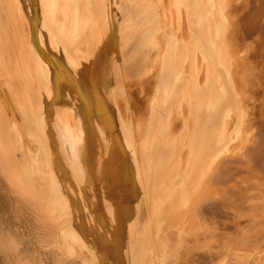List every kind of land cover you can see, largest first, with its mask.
<instances>
[{
    "label": "bare ground",
    "instance_id": "bare-ground-1",
    "mask_svg": "<svg viewBox=\"0 0 264 264\" xmlns=\"http://www.w3.org/2000/svg\"><path fill=\"white\" fill-rule=\"evenodd\" d=\"M51 1L47 0V4ZM236 1L220 0V6L211 7L203 23L199 24L206 0H134L126 9L116 39L111 44L108 42V49L104 47L98 52L94 63L89 44L85 45L79 58L70 53V47L84 34L88 24L86 13L92 0H65L60 9L64 21L60 24L58 39L52 38L49 35L52 33L48 34L47 28L41 24L36 26L34 17L39 7H36L35 0H0V71H4L9 79V84L0 88V164L6 172L3 173L10 177L17 196L37 206L38 213L45 220L57 225L58 235L68 241L71 255L81 250L87 252L90 254L88 264H218L228 258L235 244H224L225 241L231 243V239L224 240L222 232L221 236H215L209 217L233 214L236 207L238 212L247 213L251 209L250 196H246L245 189L239 192L238 199H227L228 196L226 199L206 198L212 193L205 189L212 185L208 181L209 171L217 161L226 159L229 162L235 157L238 163H242L241 168H249L258 178L259 163L262 159L264 163V120L255 111L259 95L256 100L257 92H250L252 86L245 85L249 76L245 81L240 74L238 81L246 86L243 88L234 79L236 69L232 71L237 60L231 49L241 40L233 39L236 42L232 40L234 45L230 49L229 40L232 38H227L231 31H228L227 19L231 17L230 3L234 5ZM238 8L236 17L233 16L237 19L244 14L245 7L240 9L242 13ZM236 9L233 10L236 12ZM106 13L108 19L111 18L109 2ZM67 26L70 31L64 48L60 38ZM95 29L92 38L100 45L103 33L98 34L99 30ZM140 34L143 38L132 48L135 56L129 67L137 68L146 58H156L153 71L157 67L160 75L166 47L168 42L171 44L166 68L172 90L167 100L171 108L159 123L160 134H156L155 126L144 125L142 116L146 114L141 115L143 112L140 111L139 115H134L128 98L130 92H136L126 79L117 83L111 92L105 87L114 70L123 66L118 58V48L125 51ZM249 37L255 41L253 35ZM146 42H151V47L142 50ZM241 43L237 47H241ZM39 48L47 53L46 57L40 56ZM58 63L65 67L66 74L58 70ZM90 64L95 65L98 72L92 71ZM231 71L234 78L229 76ZM253 77L250 76V82L254 81ZM196 84L205 93L206 110L210 113L208 122L198 117L199 109L193 96ZM260 103L259 106L263 102ZM180 117L183 120V125L179 123L182 128L178 124L181 129L174 125ZM175 118L178 119L175 121ZM220 119L225 121L223 128L219 126ZM234 123H237V131L232 142V133L229 140L228 133ZM180 169L189 170V184L193 187L189 206L183 205L176 197L173 177ZM148 175L152 176L155 186L151 193L143 188ZM222 184L225 185L224 181ZM122 186L131 197L152 195L155 206L150 205L148 216L146 213L148 221L146 224L145 220L143 228L139 229L136 210L131 206L99 209L105 200L99 196L100 189L96 187L106 190ZM225 233L230 237L232 232ZM175 242L181 244V251L171 262ZM234 255L232 259L248 262L243 255Z\"/></svg>",
    "mask_w": 264,
    "mask_h": 264
},
{
    "label": "rangeland",
    "instance_id": "rangeland-1",
    "mask_svg": "<svg viewBox=\"0 0 264 264\" xmlns=\"http://www.w3.org/2000/svg\"><path fill=\"white\" fill-rule=\"evenodd\" d=\"M83 1H85V0H83ZM92 1H93V3L89 7V9L86 13L88 24L85 27L84 34L77 43L73 44L74 47L73 46L70 47V50H71L70 53H71L72 57L79 58L81 55V51L84 49L85 45L89 44L90 47L92 48L91 49V54H92L91 61L92 62L94 61V63H96L95 60H96V55L98 54V52L101 49H103L104 47H106L108 49L109 45L116 39L117 31H118L119 26L122 23L126 9H127V7H129L131 5V2H133L134 0H120V2H119V0H105V1L104 0H100V1L99 0H92ZM235 1L231 0V2H234V3H235ZM256 1L257 0H245V1L244 0H237L236 4H234V5H233V3H230L229 13H231L230 18L231 19L233 18V20H230V18H228L227 24H229L228 31L231 29V31H233V32L229 31L230 33H228L227 38L228 39L232 38L229 40L230 49H231V45H234L231 43L233 41H234L233 43H235L236 41H239V40H241L240 43L242 42L241 47L242 46L245 47V48L243 47L244 49L241 47H237V46H240L239 42H237L238 44L235 43V45H237V46H235V47L232 46L231 51L233 52V54H235L234 56L237 60V63H235V65L232 68L233 69L232 71H235L234 68L236 69L235 78L233 76L234 72L232 74V71L230 72L231 74L229 76H231V77L233 76L232 78L235 79L237 84L239 83L238 86H240V87L246 88V86H248V88H249L251 85L252 87H250V90L248 88L247 89L250 92H251V90H254L253 91L254 94L257 92V94H255L257 96L256 100H258V95H259V100L256 102L261 104L260 102L264 103V95H263L264 94V90H263L264 85H261L262 83L264 84V76H263L264 75V73H263L264 72V63H263V60H264V21L262 24H260V23L262 22V20H264V18H263L264 17V9H263L264 8V0L263 1L262 0L257 1V4H259V7L255 3ZM35 2H36V7L37 8L39 7V9L37 10V15L34 17L36 26L39 27V25L41 24L42 27H44L45 29L47 28L46 31L48 32V34L52 33V34H49L52 38L55 37L58 39L59 33H60V24L64 21V17L62 15L60 9L62 10V8L64 7L65 0H52L49 4H47V0H35ZM108 2L110 3V10L112 12L111 13L112 16L110 15L111 18H109V19L107 17V13H106V7H107ZM219 3H220V0H206L205 10L203 11V14H201V16L198 20V23L202 24L204 18L207 15L208 10L211 7H213L215 4L219 5ZM246 5H247V7H246ZM251 5H253V6L250 7ZM256 6L258 8H255ZM52 7H53V9H52ZM230 7H232V8H230ZM236 8L239 9L240 13L244 12V14H245L244 15L242 13L241 16H239L240 13H238V16H239L238 19L239 20L237 18H235L236 14L238 12V10ZM242 8H244L245 10L244 9H243V11L240 10ZM247 8H249V9L247 10ZM93 9H95L96 11ZM117 9H118V11H117ZM231 9L232 10L236 9V12L233 10V12H235V13H233ZM256 9H258V10H256ZM115 11L117 14L115 13ZM218 13H219V11H218ZM255 13H256V16H255ZM234 14H235V17H233ZM118 15H119V17H118ZM4 16H5V14L3 13L2 14L3 20L6 17V16L5 17ZM105 16L107 17L106 19H105ZM113 18H114V20H113ZM242 18L245 19V20L243 19L244 22H243ZM240 19L242 21H240ZM107 20H108V22H107ZM110 20H111V23H110ZM228 20H230L231 22L229 23ZM239 21H240V25L243 28L239 25V29H238L237 24H239L238 23ZM247 21L250 23H247ZM252 21H253V23H251ZM103 22H104V24H103ZM105 22H107L106 27H105ZM98 25H99V28H98ZM233 26L237 30L234 29ZM232 27L234 30L232 29ZM95 28L97 30H99L98 34L101 35L103 33L102 34L103 36L101 35V37H100V40L103 38L102 41H100L101 46L99 45L98 41H96L95 39L92 38V33H93V30ZM243 30H245V31H243ZM62 31L63 32H62L61 38H60L61 44L64 48H66L67 47L66 37L68 35V32L70 31V27L69 26L64 27ZM234 31H236V33ZM241 31H243V32H241ZM112 33L114 35H112ZM239 33H240V36L238 35ZM256 34H258V37L260 39H258ZM252 35L254 36L255 41L253 40V37H252V39L249 37ZM142 38H143V34L136 36L135 39L130 42V46L125 51L118 48V58L120 61H122L123 66H122V68L118 66L114 70L112 75L107 80L108 82H107L105 87L108 88V92H111V91L115 90L117 83H121L123 81V79H126L128 81V83L131 85L132 90L133 91L135 90V92H136L135 94L130 92V94H129L130 97L128 98L131 102V107L132 106L134 107V108L132 107V109L136 113L134 115H137L140 111L143 112V113L140 112L141 115L146 114L145 116H142L143 120L145 121L144 125L145 126L151 125L153 127L155 126L156 127V129H155L156 134H160V131H158L159 129H157V128H159L160 124L162 123L164 118L167 116V114L171 108L167 102V100L171 94V91H172L170 85L165 92V89L167 88L168 81H169L168 80L169 74L166 72V68H167L168 58L170 57L169 53H170L171 44H170V42H168V45H167L166 50H165V55H164L165 58L163 57L164 58L163 59V63H164L163 67L164 68H162L161 74L159 75L157 67H155V69L153 71L154 63H155V61H157L156 58L155 59L146 58L145 61L141 65L137 66V68L136 67H129L130 63L132 62V60L135 56V54H134L135 52L134 53L131 52L133 50L132 48H134L138 44V42H140L142 40ZM243 38H245L244 39L245 41L243 40ZM233 39H235L236 41ZM250 39L252 41H250ZM245 42H246V45L244 44ZM107 43H108V46L106 45ZM252 46H254V47L257 46V48L255 47L256 49H254V47L252 48ZM150 47H151V42H146L142 45L141 49L142 50H148ZM250 47H251V49L249 50ZM39 50H40V52H39L40 56L46 57L47 53L45 51H43L42 48H39ZM237 51H239L238 54H237ZM253 51H254V53H253ZM250 55H251V58H250ZM259 55L262 58L259 57ZM247 56H248V58H247ZM255 57H256V59H255ZM244 58L247 61H245ZM258 59H260V61ZM245 62H246V64H245ZM251 62H252V64H251ZM253 62H255V63H253ZM241 63H243V65L245 64L244 65L245 67L243 65L241 66ZM239 64H240V66H239ZM248 64L251 66L249 67ZM253 64H255V65H253ZM252 65H253V68H252ZM57 67H58V70H60V72L62 74H66L65 67L62 66V64L58 63ZM248 68H249V70H248ZM90 69L92 71H94L95 73L98 72L95 65L91 66V64H90ZM238 69H239V71H238ZM256 69H258L259 71L257 70L258 71L257 72ZM131 70H133V71H131ZM252 70L254 71V74H251V73H253ZM260 71L263 73V75H261L262 73ZM247 72H250V73H247ZM257 73H259L260 76ZM240 74L245 79V81L248 78V76H249V79H250V76H255V77H253L254 81L252 80L250 82L251 79L250 80L248 79L247 80L248 82L247 81L245 82V85L246 84L247 85L244 86L242 84V82L238 81V79L240 78ZM246 74H248V75H246ZM255 74H257V76ZM4 76H5V78H4ZM6 76L7 75L5 74L4 71H0V88L5 87L9 84L8 83L9 79H7L8 77H6ZM153 78H155V79H153ZM159 78H160V80H159ZM256 78H258L257 79L258 81L256 80ZM258 82H260V84ZM259 85H260V89L258 88ZM193 87H194L193 88V96L197 102L198 109H199L198 117L201 120L203 118V121L207 120L206 122H208L210 119V113L206 110V105H205V99L206 98L204 95L205 94L204 90H203V88H201V86L199 84H196ZM254 87H256V89ZM258 91H260V92H258ZM132 95L133 96L135 95L134 98ZM176 96H177V94H176ZM1 97L2 96H0V98ZM160 98H161V100H160ZM131 100L135 101V104ZM160 101H161V103H160ZM139 102L142 106L139 104ZM143 102H145V103H143ZM1 103L2 102H0V104ZM158 103L164 109V112L162 113L163 115H160L159 118H158V114L156 116V112H155ZM263 103L260 106L258 104L255 111L259 112V114H260L259 116H262V119L264 120V110H260V109H264V107H261V106H264ZM136 104H138L139 106H137ZM140 106H141V109H139ZM179 112H180V114L182 113L181 110ZM177 119L178 118H175V121ZM155 120L158 121V123ZM178 121H180V122H178ZM181 121L183 122L182 118L180 117L177 120V122H175L174 125L179 127V125L182 123ZM233 121L235 122L234 118H233ZM181 125H183V124H181ZM181 125H180V127H181ZM219 126L222 128L225 126V121L223 119H220ZM236 127H237V123H234L232 129L230 130V133H228V140H229V135L232 133V135H231L232 142H233V135L237 131ZM180 129H178V133L180 132L179 131ZM175 131L177 132V130H175ZM262 160L259 163L260 165L258 166L259 167V171H258L259 174L258 175L260 176V179H258L259 178L258 175H257L258 178L256 177L257 178L256 179L254 177L255 174L253 175V171L249 170V168L247 170H244L243 168H241L242 163H238V160L235 157H232L229 162L226 159H223L222 161H217L216 163L212 164L213 169H211L209 171L208 181L212 185L210 186L209 189L206 186L205 189H207L208 191L210 190L212 193L209 191L211 194H208V196L206 195V198L210 197V199L211 198L218 199V198L223 197L222 199H226V197L228 196L227 199L228 198L232 199L233 197L238 199L239 198V192L241 190H245V189H246L245 191H247V194H248L246 196L251 197V198L248 197L249 198V205H250L251 209H249V211L247 213L238 212V208L236 207V212L233 214H230L227 216H221V217L210 215V217H209L210 222L212 223L211 226L213 225L212 230L214 231V233H216L215 236L217 234H218L217 236H221V234H222L221 237H223L224 240L228 239V238L231 239V243H227L225 241L224 244L232 246L234 243L235 245H233L232 247L236 248V249L234 248V250L232 248L233 253L235 255L232 253V250H231V252H229V254H228V258L225 259V262H223V263L218 262V264H264V256H262L264 254V163ZM185 166L186 165H184V167ZM235 166H237L238 170L240 168L239 172L237 171V168H235ZM222 167H225L226 170L222 169ZM232 167L237 172L235 170L231 169ZM231 170H233V171H231ZM248 170H249V172H248ZM224 171L226 173H224ZM3 172H5V171L3 170V167L0 164V264H88V262H86V261L89 260L90 254L88 255L87 252L81 250V251H78V254H76L78 256H76L74 254L71 255V253L68 251V247H70V245L68 244V241H65L61 236L58 235L57 225L53 224L51 221L45 220L40 215V213H38V211H37L38 207L37 206H34V204L28 203L26 200L24 201L22 198L20 199L19 196H17L18 194L16 192H14V189L11 186L12 182L9 179L10 177L7 174H5L6 172L5 173H3ZM188 172H189V170L180 169L173 177L174 188L178 193L176 195V197L180 200V202L183 205H186V206L190 205L189 200H190V198H192L190 191L193 189V187H191V185L189 184ZM243 172H245V173L248 172V174L247 175H245V173L242 174ZM232 173H233V176H232ZM221 175H222V177H221ZM243 175H245V177H243ZM246 176H249V177H246ZM151 178H152V176L148 175L147 180H144V185H143L144 190L146 191L148 189V191L150 193L153 192V190L155 188L154 183H153V179L151 180ZM233 178H234V180H233ZM242 178H244V179H242ZM7 179H9V180H7ZM213 179H215V180H213ZM150 180H151V182H150ZM251 180L254 182H252ZM219 181H221V182H219ZM223 181H224L225 185L222 184ZM234 181H235V184H233ZM239 181L241 183H239ZM249 181L253 185L251 183H248ZM255 181H256V183H255ZM226 182H228L230 184V186ZM147 184H148V186H147ZM96 188L100 189L98 191V194L101 198H103L105 200V202H103V204L99 207V209L102 210L103 208H116V207H121L123 205H128V206L133 207L136 210L137 223H139V225H138L139 229L143 228L147 224V221H148L147 216L149 214L148 209L155 206V204H154L155 201H154V199H152V195H146L144 197L137 195V197L136 196L131 197V194L128 193L127 190L123 186L117 187L114 189H106V190L101 189L100 187H96ZM151 189H152V191H151ZM225 189H227V190H225ZM215 190H216V192H215ZM250 190H251V193H250ZM109 191L112 192V195H111V192H109ZM252 194H253V196H252ZM119 195H120V197H119ZM243 196H241V198H243ZM141 198H143V199H141ZM181 198H183V199H181ZM150 205H151V207H150ZM31 211H32V213H31ZM146 213H147V216H146ZM34 216H36V217H34ZM213 218H215L216 220L215 219L213 220ZM145 220H146V224H145ZM235 220H236V222H235ZM216 222H217V224H216ZM48 224L51 226V227L49 226L51 229L48 227L47 228L48 231H47L46 227L48 226ZM215 226L217 227V229H215L216 228ZM49 229L51 230V232ZM243 230L246 233L243 232ZM227 231L232 232L230 235L231 238L229 236H227L228 234L225 233ZM248 233H250V234H248ZM42 234H45V235H42ZM244 234H246L248 236V238H246L247 236ZM137 236L139 237V234H137ZM243 236H246V237H243ZM241 239H244V240L242 241ZM39 240H41V241H39ZM59 240L64 241V244L63 243L61 244V241H59ZM245 241H247V242L245 243ZM242 243H244L245 246L242 245ZM237 245H239V246H237ZM241 246L244 248L242 249ZM249 247H251L250 250L248 249ZM235 250H236V252L238 251L237 253H240V254H236ZM180 251H181V244L178 242H175L173 247H172L171 262L175 261V258L179 255ZM243 252L246 253V257H245V254ZM233 255L234 256L243 255L242 257L247 259L248 262H245V260L244 261L243 260L238 261L236 259H232L231 257ZM250 257H252L251 260H250ZM183 263L184 262H182V263L177 262L175 264H183ZM204 263L205 264L206 263L216 264L217 262H193V263L192 262H185L184 264H204Z\"/></svg>",
    "mask_w": 264,
    "mask_h": 264
},
{
    "label": "crops",
    "instance_id": "crops-1",
    "mask_svg": "<svg viewBox=\"0 0 264 264\" xmlns=\"http://www.w3.org/2000/svg\"><path fill=\"white\" fill-rule=\"evenodd\" d=\"M169 60H170V58H168V62H169ZM167 64H168V63H167ZM168 78H169V77H168ZM168 80H169V81H168V86H167V88L165 89V92H166V90H167L168 87H169L170 78H169ZM160 100H161V98H160ZM160 103H161V101H160ZM162 103H163V102H162ZM161 105H162V104H161ZM159 107H160V108H159ZM155 112H158V113H156V114H158V118H159V116L164 112L163 107H161L159 103L157 104V108H156ZM159 127H160V126H159Z\"/></svg>",
    "mask_w": 264,
    "mask_h": 264
}]
</instances>
